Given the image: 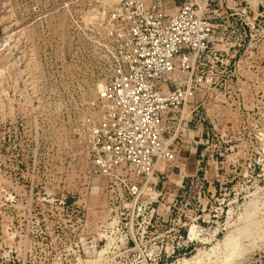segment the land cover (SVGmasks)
<instances>
[{"label": "rangeland", "instance_id": "374dc122", "mask_svg": "<svg viewBox=\"0 0 264 264\" xmlns=\"http://www.w3.org/2000/svg\"><path fill=\"white\" fill-rule=\"evenodd\" d=\"M116 1L0 0V264H264V0H223L176 160L134 197L74 133L85 25Z\"/></svg>", "mask_w": 264, "mask_h": 264}, {"label": "built area", "instance_id": "2783aa9c", "mask_svg": "<svg viewBox=\"0 0 264 264\" xmlns=\"http://www.w3.org/2000/svg\"><path fill=\"white\" fill-rule=\"evenodd\" d=\"M177 1L117 0L86 22L83 65L96 92L74 133L109 193L139 195L162 174L160 164L176 160L195 69L211 51L217 23L234 16L227 1Z\"/></svg>", "mask_w": 264, "mask_h": 264}, {"label": "bare ground", "instance_id": "6f19581e", "mask_svg": "<svg viewBox=\"0 0 264 264\" xmlns=\"http://www.w3.org/2000/svg\"><path fill=\"white\" fill-rule=\"evenodd\" d=\"M226 243H227V240H226Z\"/></svg>", "mask_w": 264, "mask_h": 264}]
</instances>
